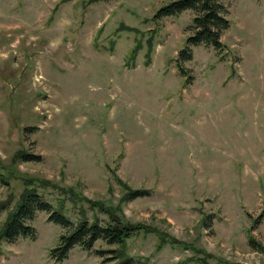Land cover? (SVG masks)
Returning a JSON list of instances; mask_svg holds the SVG:
<instances>
[{
    "label": "rangeland",
    "instance_id": "obj_1",
    "mask_svg": "<svg viewBox=\"0 0 264 264\" xmlns=\"http://www.w3.org/2000/svg\"><path fill=\"white\" fill-rule=\"evenodd\" d=\"M171 1L0 0V264H264V0H222L224 50L184 73L194 13L155 21ZM32 183L140 230L56 262L67 231L39 211L6 242Z\"/></svg>",
    "mask_w": 264,
    "mask_h": 264
},
{
    "label": "trees",
    "instance_id": "obj_2",
    "mask_svg": "<svg viewBox=\"0 0 264 264\" xmlns=\"http://www.w3.org/2000/svg\"><path fill=\"white\" fill-rule=\"evenodd\" d=\"M186 11H192L194 18L188 27L192 34L187 38L186 47L179 52L177 59L178 68L183 73L182 61H191L193 58L191 47L204 45L213 47L221 53L225 48L221 37L231 25L227 17L228 8L222 0H174L162 6L157 11L154 20L178 16ZM35 158L37 157L29 158L27 161L35 160ZM141 195L143 194L139 193L136 196ZM61 203L53 205L39 192L34 183L27 185L3 228V239L13 243L20 236L34 237L36 230L30 223L35 219L37 212H46L49 214V221L60 225L67 231L62 234L58 246L51 252V257L56 262H63L76 246L92 250L99 240L110 245L121 246L140 230L139 227L126 225L119 219L111 217L107 220L83 218L79 223H74L60 206ZM6 208L5 206L0 207V213ZM134 263L133 258L124 257L119 264Z\"/></svg>",
    "mask_w": 264,
    "mask_h": 264
}]
</instances>
